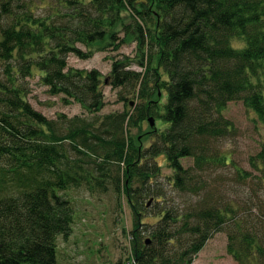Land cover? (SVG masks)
<instances>
[{
    "label": "trees",
    "instance_id": "trees-1",
    "mask_svg": "<svg viewBox=\"0 0 264 264\" xmlns=\"http://www.w3.org/2000/svg\"><path fill=\"white\" fill-rule=\"evenodd\" d=\"M120 29V45L127 36L137 42L143 70L129 57L104 78L98 68L69 66L70 53L90 57ZM0 61V264H59V237L75 222L73 199L61 192L82 186L124 195L134 264H192L223 229L236 264H264V148L250 158L254 173L220 144L237 132L226 115L232 101L264 126V0H0ZM35 70L50 93L93 116L54 119L35 109L23 88ZM105 85L139 103L96 115ZM152 115L168 126L142 148L128 130ZM161 155L174 190L197 199L178 205L156 181ZM231 164L239 189L222 180ZM152 210L157 220L144 221Z\"/></svg>",
    "mask_w": 264,
    "mask_h": 264
},
{
    "label": "rangeland",
    "instance_id": "rangeland-1",
    "mask_svg": "<svg viewBox=\"0 0 264 264\" xmlns=\"http://www.w3.org/2000/svg\"><path fill=\"white\" fill-rule=\"evenodd\" d=\"M120 38L114 43H96L92 46V55L87 58L78 57L74 53L68 56L69 66L76 68H98L106 77L115 59L133 58L129 66L135 70H143V67L136 61L138 44L132 36H127L125 43L120 45L121 39L126 36L124 29L119 30ZM119 44V45H117ZM119 47H117V46ZM84 51L88 52L85 45H80ZM118 48V49H115ZM4 65L0 61V77L3 78ZM24 93L26 99L32 106L44 113L49 118L58 119L59 115L66 117L83 115L92 117L93 114L87 112L80 103L72 102L67 104L63 100V95H54L49 92L47 85L41 81L40 73L35 72L23 80ZM120 88L110 85L104 86L105 106L96 115L103 116L111 112H121L124 110H134L139 103L134 95H129L130 104L120 98ZM164 99L165 93L160 92V97ZM226 115L237 125V132L220 140L221 148L227 150L236 165L245 169L257 171L250 164L252 155L257 154L264 148V126L257 118V115L248 109L242 100L230 102ZM154 116V115H152ZM155 117L154 125L147 119L137 127H130L133 143L142 148L148 146L155 140L153 131L157 128L163 129L168 126L162 119ZM161 164L160 176L156 181L168 190L171 198L175 199L178 205H184L187 199L194 201L196 197L185 196L178 193L170 181L174 170L168 165L165 156H159ZM186 166L192 165L193 160H184ZM235 168L233 164L222 170V180L225 188L234 186L239 189L237 182H234ZM136 185V182H135ZM224 187V186H223ZM241 187V186H240ZM224 188V190H226ZM223 190V188H222ZM246 190V189H245ZM248 192V191H247ZM71 199L75 207V222L73 230L68 237L60 236L58 240V262L59 264H134L131 251L130 231L134 226V212L121 195L111 186L106 190L90 191L86 186L72 187L61 192ZM259 198L264 201V189L258 192ZM188 204V203H187ZM155 210L149 211L143 217L144 221H156ZM228 232L226 229L215 232L207 241L206 245L196 255L192 264H236L234 257L228 251Z\"/></svg>",
    "mask_w": 264,
    "mask_h": 264
},
{
    "label": "water",
    "instance_id": "water-1",
    "mask_svg": "<svg viewBox=\"0 0 264 264\" xmlns=\"http://www.w3.org/2000/svg\"><path fill=\"white\" fill-rule=\"evenodd\" d=\"M149 121H150L151 125H154V123H155V118H154V117H150V118H149ZM150 203H151V200L149 201V204H150ZM150 241H151V239L148 238V239L146 240V243L149 244Z\"/></svg>",
    "mask_w": 264,
    "mask_h": 264
}]
</instances>
